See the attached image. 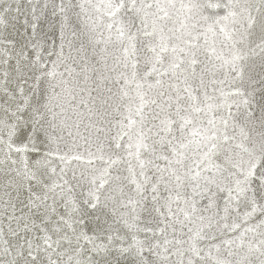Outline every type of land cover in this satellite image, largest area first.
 <instances>
[{
	"label": "snow or ice",
	"instance_id": "1",
	"mask_svg": "<svg viewBox=\"0 0 264 264\" xmlns=\"http://www.w3.org/2000/svg\"><path fill=\"white\" fill-rule=\"evenodd\" d=\"M0 264H264V0H0Z\"/></svg>",
	"mask_w": 264,
	"mask_h": 264
}]
</instances>
